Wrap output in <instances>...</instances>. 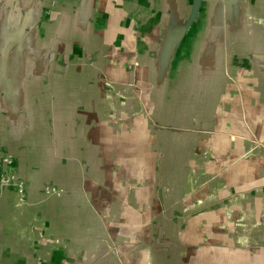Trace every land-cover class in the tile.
<instances>
[{
    "label": "water",
    "instance_id": "obj_1",
    "mask_svg": "<svg viewBox=\"0 0 264 264\" xmlns=\"http://www.w3.org/2000/svg\"><path fill=\"white\" fill-rule=\"evenodd\" d=\"M188 2L185 18L172 9L157 47L144 49L153 57L150 65L138 57L112 64L110 50L97 51L112 58L111 65L101 63L89 50L74 49L72 34H42L40 24L25 32L20 12L12 24L16 33L1 32L9 19L1 20L0 264H12L5 259L6 239L22 251L34 249L21 252L24 264H52L54 258L57 264H222L223 256L226 264L264 263L246 236L230 245L192 244L176 223L185 209L169 208L163 194L171 176L182 178L199 162L185 160L184 144L215 131L216 111L218 120L224 110L223 121L239 123L253 152V109L241 93L253 86L247 79L253 50L233 52L236 37L240 43L253 27V0ZM198 24L203 32L183 42ZM236 57L247 58L249 69L235 66ZM71 62L89 64L72 84L67 72H58ZM234 86L239 102L230 105L225 98ZM207 163L212 176L221 169ZM241 168L253 202V164ZM23 212L36 222L16 223L12 216L21 213L24 220ZM43 217L46 227H39ZM201 247L209 248V258L189 256Z\"/></svg>",
    "mask_w": 264,
    "mask_h": 264
},
{
    "label": "crops",
    "instance_id": "obj_2",
    "mask_svg": "<svg viewBox=\"0 0 264 264\" xmlns=\"http://www.w3.org/2000/svg\"><path fill=\"white\" fill-rule=\"evenodd\" d=\"M188 5V0H87V3L86 0H6L5 4L0 0V22L5 17L9 19L8 22L5 21L8 26L1 32L8 35L18 32L12 24L15 25L16 13L20 12L25 18V32L37 29L40 24L37 30L42 34L52 32L57 37L72 34L73 48L89 50L92 57L97 51L100 53V50L103 53L104 50H110L108 55L113 52V63L110 56L96 54L95 57L101 63L126 65L131 59L138 57V61L150 65L153 64V57L149 51L144 52V49L152 50L157 47L172 9L178 10L179 18L183 19ZM38 6L40 10L37 9ZM203 27V24H198L188 30L183 42L187 43L189 37L195 38L197 33L203 32ZM247 31L246 45L253 50V73L247 79L253 81V89L249 88L241 93L247 97L248 110L253 109V152L250 153L251 143L241 137L239 123L227 124L223 121L224 110L220 116L223 122L218 120L220 112L216 111L213 114V118L217 120L214 122L215 131L208 136H191L184 144V149L188 151L185 160L199 162L191 164L182 178L171 176L164 185L163 194L168 198L169 208L185 209L183 218L176 216V223L178 228H182L183 236L189 238L192 244H208L210 240H216L230 245L233 240H239V236H246V240L253 241V248L259 250L264 257V0H253V27ZM7 45L8 48L11 46L10 41ZM142 50L145 54H138ZM25 93L26 91L25 96L32 95ZM238 102L239 96L236 104ZM198 144L203 150L200 153L196 150L200 147ZM137 155L125 158H137ZM207 161H213L221 168L216 175L209 174V170L213 168ZM249 164H253V202L245 194L248 182L240 179V170L243 169L241 166ZM205 166L208 167L206 174L202 173ZM135 182L138 187L143 179ZM125 193L128 192L125 190ZM176 194H182V200L176 201ZM23 213L24 220L20 218L21 213H14L12 217L16 223L31 226L32 216L26 218V213ZM156 215L158 216V212H155L154 216ZM46 220L45 217L37 220L39 227H46ZM205 250L208 251L209 248L201 247L189 256L196 258L200 254V257L209 258L210 254H206ZM225 252L221 250V255ZM224 261L223 256L222 264H226ZM201 264H206V261Z\"/></svg>",
    "mask_w": 264,
    "mask_h": 264
},
{
    "label": "rangeland",
    "instance_id": "obj_3",
    "mask_svg": "<svg viewBox=\"0 0 264 264\" xmlns=\"http://www.w3.org/2000/svg\"><path fill=\"white\" fill-rule=\"evenodd\" d=\"M246 42H247L246 37L241 39L240 43H239V40H237V37H236V45H235L236 50H234L233 52L236 53L237 56H242L243 55L241 52H242V50L245 49V47H247V46H245ZM71 51H74V53L78 52L77 50H71ZM214 51H215V49H214ZM230 56H231V54H230ZM232 59H233V56H232ZM230 62L232 64L231 58H230ZM234 62L236 64L235 66H239L240 68H242L244 70H248L249 69L248 59L247 58L236 57ZM61 65H63V64H61ZM88 65H89L88 63L77 64V63H72L71 62L70 65L66 64V65H63V68H58V72H62V71L64 73L67 72L68 81H69L70 84H72L73 82H75V79L79 76V74L81 76L84 73V71H83L84 69L83 68L87 67ZM249 65H250V63H249ZM231 66H233V64ZM51 77H52V75H51ZM241 85H242V83H241ZM229 89H230L229 91H231V93L229 94L228 97L225 98V102L227 104H230V105H235L236 104V98H237V96H239L237 88L234 86V87H231ZM252 89H253V86H252ZM234 91H237V92H234ZM245 100H247V99L245 98ZM247 109H248V105H247ZM5 245H6L7 249H8V250L5 251V254H6L5 259L8 260V261L11 260L12 264H24V262L26 263V260L21 258V252L26 254L28 252L31 253L32 251H34V249H31L30 247L27 248L28 251H22L21 248L19 247V244L18 245L16 244L15 240H11L10 241V240L6 239L5 240ZM39 252H42V251L40 250ZM51 263L52 264H57L58 260L54 258V259L51 260Z\"/></svg>",
    "mask_w": 264,
    "mask_h": 264
}]
</instances>
